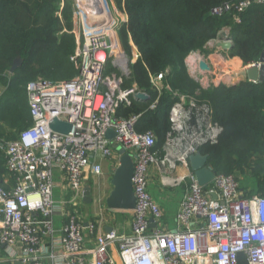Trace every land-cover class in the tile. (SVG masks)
I'll list each match as a JSON object with an SVG mask.
<instances>
[{"label": "built area", "instance_id": "built-area-1", "mask_svg": "<svg viewBox=\"0 0 264 264\" xmlns=\"http://www.w3.org/2000/svg\"><path fill=\"white\" fill-rule=\"evenodd\" d=\"M113 1L74 0L79 43L70 60L79 69L77 76L68 81L39 78L27 85L32 125L4 145L11 178L9 188L0 182V245L6 256L21 264H46L47 259L51 264H117L110 252L117 245L121 264H238L241 253L247 264H264V195L244 196L234 174H216L201 186L190 167V157L217 144L224 132L212 107L173 91L164 84L166 73L152 76V91L160 96L166 90L175 100L161 150L152 131L137 130L142 113L118 115L133 100L143 101L138 95L151 97L137 85L125 86L139 53L135 48L133 59L125 52L119 36L123 18ZM254 4L264 5V0L226 2L211 14H230L240 22V14ZM203 62L208 69L201 68ZM186 63L203 86L214 75L219 80L215 86L223 78L232 84L235 80L232 68L206 60L198 51ZM261 65L250 63L243 72ZM159 96L148 110H156ZM55 119L70 124L71 131H53ZM110 130L115 135L107 138ZM121 149L134 162L137 203L130 234L101 232L102 220L87 222L81 210L87 183L102 176L104 161H112L115 171ZM55 170L67 186L68 197L59 201L54 196ZM154 181L183 191L175 231L161 228L164 210L149 192Z\"/></svg>", "mask_w": 264, "mask_h": 264}, {"label": "trees", "instance_id": "trees-1", "mask_svg": "<svg viewBox=\"0 0 264 264\" xmlns=\"http://www.w3.org/2000/svg\"><path fill=\"white\" fill-rule=\"evenodd\" d=\"M232 1L236 0H116L128 16L119 28L123 48L131 56L132 41L139 53L125 86L136 82L151 97L148 101L133 100L118 115L142 113L137 130L152 131L158 140L156 148L161 150L175 100L166 90L160 96L152 91L151 77L166 73L164 84L209 104L215 120L224 128L217 144L200 150L208 155V166L216 174L239 176L251 172L259 181L262 195L264 83L247 80L201 90L186 68L187 56L207 47L223 28L229 29L233 42V49L228 51L231 58L238 57L245 65L260 61L264 52V5L248 8L240 14V22L230 14H211L213 7ZM73 13V0H0V81L8 86L0 97V139L14 141L32 125L26 91L29 82L39 78L68 81L76 76L70 62L76 47ZM18 58L22 64L11 77L6 76ZM158 96L156 110H148ZM6 175V156L0 149V182Z\"/></svg>", "mask_w": 264, "mask_h": 264}, {"label": "crops", "instance_id": "crops-1", "mask_svg": "<svg viewBox=\"0 0 264 264\" xmlns=\"http://www.w3.org/2000/svg\"><path fill=\"white\" fill-rule=\"evenodd\" d=\"M112 4L115 6V1H113ZM209 46H215L214 42L209 43ZM221 51L224 54L228 53V51H223V50H221ZM132 53L133 54L135 53V48L132 49ZM209 59L224 62L219 55H212L211 58H209ZM230 64H232V66L234 67L235 76L239 79V81H235V83H233V85H236L239 82H241L243 70H244V67L246 65L238 57L230 58ZM73 65H75V64H73ZM230 68H231V66H230ZM77 75H78V72H77L76 76ZM0 85H3V83L1 81H0ZM103 164H108V166L111 167V169H113L112 161L107 160V161H104ZM103 167H104V165H103ZM180 172H186V171L181 170ZM100 177L101 176L96 177L87 183V187H91V189H92L93 203L92 204H85L84 203L81 206V208H82L81 210L84 213V217H85L86 221L88 222V221L102 220L101 221L102 227L100 228L101 232H109L108 230H111V231L115 230L118 233L130 234L132 232L133 212L132 211L111 210L108 208V206L106 204V199L108 198V196L112 192L113 186L111 185L112 188L109 191V194H107L105 196L106 198H104L105 204H104V199H102L101 196H99L96 199L94 188L95 187L96 188L101 187L98 184V182H96V180H100ZM238 177H239V181L241 184V190L243 191L244 196L249 197V196L258 195V194L260 195L261 190H260V186H259V181L250 172H246V174L239 175ZM54 179H55V184H56L55 190H54L55 199H57V201H59L61 198H67L68 196H67L66 181H65L63 175L58 170H55V172H54ZM3 183H4V186H8V188H9V184H11V178H10L8 172H7V175H6ZM152 184H153V182L151 183L150 187L152 186ZM159 186H160L161 190L166 189V188L161 187V185H159ZM262 195H264V191H262ZM101 201H102V204H101ZM180 202H178L177 204H173L172 202L167 201V200H160L159 204L162 207V209L164 210V220H163V224L161 225L162 229H165L167 231H175L176 230V228H177L176 218H177ZM97 203H99V208H94L93 206ZM86 205H92L93 214L91 213V215H90L88 212L85 213L83 211V210L86 211V208H85ZM57 224L59 227V225L62 224V221L60 219H57ZM60 227H61V225H60ZM88 238H91L90 235H88ZM88 240H89L88 241V247H90L91 242H90V239H88ZM46 247L49 250L53 249V247L49 241L46 242ZM110 252L114 256L117 264H121V261H120L119 255H118V246L117 245L113 246ZM55 253L57 255L61 254V249L56 245V243H55ZM0 264H21V263H19V262L14 263V261L13 262L10 261L9 258L5 254L4 246L0 245ZM46 264H51L50 259L46 260Z\"/></svg>", "mask_w": 264, "mask_h": 264}, {"label": "water", "instance_id": "water-1", "mask_svg": "<svg viewBox=\"0 0 264 264\" xmlns=\"http://www.w3.org/2000/svg\"><path fill=\"white\" fill-rule=\"evenodd\" d=\"M219 39L220 43L217 44V47L219 49L223 51H230L233 49V43L227 33H222L219 36ZM260 63L262 64L260 68L252 67L246 69L242 74L241 81L248 80L251 82L264 83V53L261 56ZM21 64L22 60H15L10 73H14ZM200 66L203 69H208V66L205 62L201 63ZM137 99L148 101L149 98L144 95H138ZM50 128L53 131L67 134L71 131L72 127L67 122L55 119L51 123ZM114 135V131L110 130L107 133V138H112L114 137ZM119 153L121 155L120 166L114 171L113 178L111 180L113 190L108 196L106 204L111 210L134 211L136 209L137 203L132 184L134 162L132 157L128 153H126L124 149H121ZM190 167L191 170L195 173L197 180L201 186H206L207 184H209L216 175V173L208 166V155H203L200 152L190 157ZM5 188H8V186H5ZM214 198H216V196H214ZM84 203H93L91 187H86ZM108 231L111 232V230ZM247 263L248 261L246 256L242 253L239 254L238 264Z\"/></svg>", "mask_w": 264, "mask_h": 264}, {"label": "rangeland", "instance_id": "rangeland-1", "mask_svg": "<svg viewBox=\"0 0 264 264\" xmlns=\"http://www.w3.org/2000/svg\"><path fill=\"white\" fill-rule=\"evenodd\" d=\"M115 1V6H113V9L118 13V14H121L122 18H123V22H122V25L125 24L128 20V16H127V13L126 11L123 9L124 6L122 4V7H120L118 5V3ZM74 2V0H73ZM60 8H62V6L60 5ZM58 16H60V11L57 13ZM72 25H73V28H72V34L74 35V38H75V41H76V47H75V50L77 49L78 47V43H79V36H78V32L76 31V25H75V21H74V13H73V16H72ZM227 33V35H230V31L228 28H223L216 39H213L211 40L209 43L211 42H214L215 46H209V43L207 44V47L203 48L202 50H197L198 52L201 53V55L203 56L204 59L208 60L209 58H211L212 55H219L222 60L224 61L222 63V66L225 67V68H229L231 66V71H234L235 72V69L234 67L232 66V64H230V55L228 53L224 54L218 47H217V44L220 43V39H219V36L222 34V33ZM133 46V48H136L134 46V44L132 43V41L130 42ZM233 43V42H232ZM74 50V52H75ZM74 54V53H73ZM131 57L133 59H135V55L133 53H131ZM71 58V57H70ZM188 58V56H187ZM187 58H186V62H187ZM20 59V58H18ZM17 60V59H16ZM21 60V59H20ZM138 60V58L136 59V61ZM229 61V62H228ZM23 62V61H22ZM71 62V60H70ZM72 63V62H71ZM73 64V63H72ZM135 63H133L132 65H134ZM187 65V63H186ZM229 65V66H228ZM73 67L76 69V71L78 72V67L73 65ZM187 68V71L189 73V75L193 78V80L198 84L199 88L201 90H209L211 88H213V86L216 85V83L219 81L216 77L217 76H212L211 77V80L205 85L203 86L200 81H198L195 76L192 74V72L190 71V69L188 68V66H186ZM132 71V70H131ZM11 73L8 72L6 73V76H9L11 77ZM6 76H5V79H6ZM220 79V78H219ZM235 80L233 81V83H235V81H238L239 79L235 76L234 78ZM10 81H8L6 83V86L9 84ZM212 83V87H210ZM133 85H137L136 82L133 83ZM220 85H223V86H227V87H230V86H233V84L226 80L225 78H223L221 80V84ZM8 87V86H7ZM4 85H0V97L1 95L4 93V90L5 88ZM200 95V91H197V97ZM196 98V97H195ZM197 99V98H196ZM170 119V118H169ZM170 121V120H169ZM20 133V132H19ZM18 133V134H19ZM8 139H5V138H1L0 139V149L4 152V145L5 143H7ZM104 172L102 174V178L100 177V180H96V182H98V184L101 186V187H95L94 188V191H95V196H96V199L101 196L102 199L106 198L105 196L107 194H109V191L111 190V180L113 178V174L114 172L112 171L111 167L108 166V164H104ZM251 173V172H250ZM243 175V174H241ZM149 192L150 194L152 195V197L159 203L160 200H167V201H170L172 202L173 204H177L178 202H180L182 200V197H183V191L182 189L180 188H175V189H172V188H166V189H160V186H159V183L157 181H154L152 186L149 188ZM259 195V194H258ZM261 195V194H260ZM107 200V199H106ZM101 204H102V201H101ZM104 204H105V199H104ZM94 208H99V203L95 204L93 206ZM92 205H86L85 208H86V211L83 210L85 213H89L91 215V213L93 214V211H92ZM18 263V262H17Z\"/></svg>", "mask_w": 264, "mask_h": 264}]
</instances>
